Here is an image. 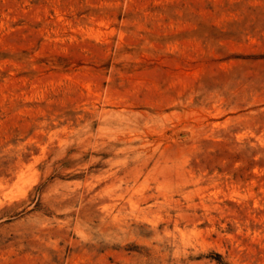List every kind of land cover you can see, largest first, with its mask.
<instances>
[{"label":"rangeland","instance_id":"rangeland-1","mask_svg":"<svg viewBox=\"0 0 264 264\" xmlns=\"http://www.w3.org/2000/svg\"><path fill=\"white\" fill-rule=\"evenodd\" d=\"M0 264H264V0H0Z\"/></svg>","mask_w":264,"mask_h":264}]
</instances>
